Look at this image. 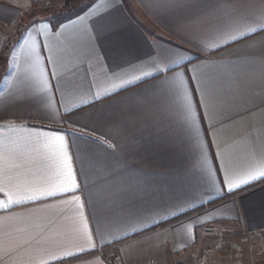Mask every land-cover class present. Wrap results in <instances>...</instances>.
Listing matches in <instances>:
<instances>
[{
  "label": "crops",
  "instance_id": "obj_1",
  "mask_svg": "<svg viewBox=\"0 0 264 264\" xmlns=\"http://www.w3.org/2000/svg\"><path fill=\"white\" fill-rule=\"evenodd\" d=\"M33 1L0 0V29L22 24ZM80 1L67 16L25 24L13 49L18 66L2 68L0 141L22 166L0 186L16 198L34 170L31 157L17 156L58 134L77 190L0 209V264H200L205 224L264 231V31L203 23L240 19L264 0H111L114 23L103 26L94 18L106 0ZM33 41L41 56L34 69ZM41 69L43 92L31 79ZM177 73L186 74L191 112L179 80L168 92L162 86ZM121 80L133 83L114 89ZM148 97L154 105L133 118ZM108 172L131 186L119 211L106 199ZM248 174L257 180L230 194L220 183Z\"/></svg>",
  "mask_w": 264,
  "mask_h": 264
},
{
  "label": "snow or ice",
  "instance_id": "obj_2",
  "mask_svg": "<svg viewBox=\"0 0 264 264\" xmlns=\"http://www.w3.org/2000/svg\"><path fill=\"white\" fill-rule=\"evenodd\" d=\"M93 3H95V0H93ZM106 3H108L110 6L106 7L104 13H98L94 18L95 21L99 22L101 26H103L105 23H114L107 18L109 14L114 11L117 5L111 3V0H106ZM91 7L92 5L88 6L89 9ZM203 23L210 27L216 28L217 30L220 28L236 30L241 24L246 27L249 24H257L260 26L258 29L249 27V32L254 34L258 30L264 31V5H261L257 12L251 13L247 16H242L240 19L229 16L228 20L222 21L218 18L208 17L203 21ZM93 31H95V28H93ZM24 39H27V37H24ZM45 47H47V45H45ZM31 48L33 51L32 56L30 57V66L34 69L39 66L41 56L38 52H36L37 45L35 41L32 42ZM11 57L12 59L7 62L8 66H18V60L16 59V53L14 50L11 51ZM182 59L183 57L180 58V60ZM48 60L51 62V58H48ZM180 60L175 61L177 66L180 65ZM165 67H167V65H165ZM87 71L88 70L85 69V72ZM157 71L163 72L164 69L158 68ZM43 75L44 72L42 69L39 71V73L33 71L31 75V79L34 81V83L41 85V87H39L40 92L45 91L48 87V82L42 80ZM152 75V72H147L143 76H136L134 79L136 81H141ZM185 75L186 74L184 73H177L173 77H165L161 83L164 91L168 92L169 89L172 88L173 82L179 80V88L182 90L184 101L187 102V110L191 112V101L188 98V92L186 89H183ZM25 79H28V77L26 76ZM130 83H133V81L121 80L119 85L113 84L112 87L114 89H123L127 84ZM30 87H34V85H30ZM176 94L179 95L180 93L177 92ZM154 103V99L150 97L144 98L142 101L137 102V104L132 108V117L136 118L137 112H139L142 116L145 115L154 105ZM108 147H111V145H108ZM8 151L9 146L5 142L0 141V161H8L10 165L9 168H5L2 164H0V185H7L10 183L11 176L9 175V172L11 167L22 166L13 164L12 160L7 155ZM23 155H27L32 158L31 163L34 165V170L32 171L33 179L31 181H25V187L22 190H18L16 192V198H14L11 190L6 191L5 187L0 186V193H3L6 198L5 200H0V209L6 210L12 205H19L24 201L35 202L46 198L56 197L57 195L71 193L77 190L76 176L72 170L71 157L66 151V144L63 135L57 134L48 137L43 144H40L39 142L30 144L28 146V151L21 156H17V159L20 160ZM49 175H54L56 181L49 182L47 179ZM259 178L264 179V170L259 172ZM106 179L109 181L106 199L111 210L119 211L123 209L126 202L130 203L131 186L126 184L122 178L114 172H108ZM256 180V176L248 174L246 177L241 176L238 183L227 177L222 179L220 183L230 194L233 190H239L242 186H250V184ZM39 264H49V262L46 260H41L39 261Z\"/></svg>",
  "mask_w": 264,
  "mask_h": 264
},
{
  "label": "rangeland",
  "instance_id": "obj_3",
  "mask_svg": "<svg viewBox=\"0 0 264 264\" xmlns=\"http://www.w3.org/2000/svg\"><path fill=\"white\" fill-rule=\"evenodd\" d=\"M36 1V0H35ZM74 0H37L41 6L37 10L32 11V7L27 9L30 18H25V21L9 29H0V77L3 75V65L8 62V52L14 49L21 34L24 31L25 24L44 15L67 16L72 13L68 9V4L71 3L73 11L81 9V1ZM85 2L82 1V3ZM79 4V5H78ZM65 11V12H64ZM65 13V15H64ZM221 233L216 236H205L203 233V252L202 261L200 264H264V231L262 232H245L234 227L221 226Z\"/></svg>",
  "mask_w": 264,
  "mask_h": 264
},
{
  "label": "built area",
  "instance_id": "obj_4",
  "mask_svg": "<svg viewBox=\"0 0 264 264\" xmlns=\"http://www.w3.org/2000/svg\"><path fill=\"white\" fill-rule=\"evenodd\" d=\"M202 233L205 236H216L221 233V227L219 224L209 223L202 227Z\"/></svg>",
  "mask_w": 264,
  "mask_h": 264
},
{
  "label": "trees",
  "instance_id": "obj_5",
  "mask_svg": "<svg viewBox=\"0 0 264 264\" xmlns=\"http://www.w3.org/2000/svg\"><path fill=\"white\" fill-rule=\"evenodd\" d=\"M76 0H74L73 2H75ZM77 1H80V0H77ZM37 2V0L35 1H33V3H32V11H34V10H37V8H39L38 6H41L40 5V2L39 3H36ZM68 5V8H70L71 6H73L71 3H67ZM31 14V12L29 13V14H26V17L25 18H30V15ZM113 264H115V263H113Z\"/></svg>",
  "mask_w": 264,
  "mask_h": 264
}]
</instances>
